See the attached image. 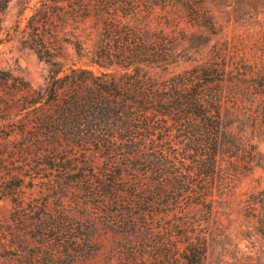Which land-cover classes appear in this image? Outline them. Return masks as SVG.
I'll list each match as a JSON object with an SVG mask.
<instances>
[{"label":"trees","instance_id":"trees-1","mask_svg":"<svg viewBox=\"0 0 264 264\" xmlns=\"http://www.w3.org/2000/svg\"><path fill=\"white\" fill-rule=\"evenodd\" d=\"M185 8L217 31L192 0H38L15 22L49 70L33 88L0 68L1 263L264 264L223 242L219 211L264 169V69L234 65L224 40L171 72ZM99 228L117 236L107 250Z\"/></svg>","mask_w":264,"mask_h":264},{"label":"rangeland","instance_id":"rangeland-1","mask_svg":"<svg viewBox=\"0 0 264 264\" xmlns=\"http://www.w3.org/2000/svg\"><path fill=\"white\" fill-rule=\"evenodd\" d=\"M37 1L10 0L6 10L0 14V68L22 77L33 88H43L49 65L40 60L33 50L23 46L17 37L11 38V33H8L12 31L17 20H23L30 14V8ZM192 3L202 4V8L208 10L217 31L213 33L196 26L195 24L204 20V16L195 17L193 9L177 10L174 16L184 28L180 37V49L187 57L180 59L170 69L171 72H179L192 65L194 60L204 59L212 44L224 40L227 43H237V63L234 65L242 68L251 65L264 69V0H192ZM155 10V14L160 13L158 7ZM65 50L69 53V59H75L70 45L65 44ZM116 69L113 73L117 75ZM170 71L150 70L159 78L167 77ZM252 142L256 150L264 155V134H255ZM33 190L25 189L24 197L27 198ZM225 200L219 208L224 224L223 242L256 256L262 251L260 257L264 259V169L256 167L241 177L236 188ZM248 206L250 210L247 209ZM11 208V201L2 198L0 219L5 218ZM116 239L115 234L102 228H99L96 235L97 242L105 246L106 250Z\"/></svg>","mask_w":264,"mask_h":264}]
</instances>
